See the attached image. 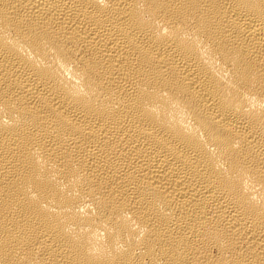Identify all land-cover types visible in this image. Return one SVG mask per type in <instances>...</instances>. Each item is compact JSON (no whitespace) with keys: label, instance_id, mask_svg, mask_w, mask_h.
Here are the masks:
<instances>
[{"label":"bare ground","instance_id":"bare-ground-1","mask_svg":"<svg viewBox=\"0 0 264 264\" xmlns=\"http://www.w3.org/2000/svg\"><path fill=\"white\" fill-rule=\"evenodd\" d=\"M0 264H264V0H0Z\"/></svg>","mask_w":264,"mask_h":264}]
</instances>
